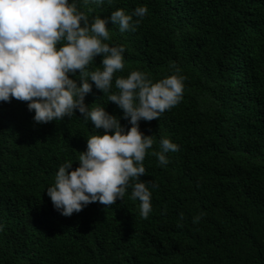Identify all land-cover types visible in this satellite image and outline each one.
Here are the masks:
<instances>
[{"label":"trees","instance_id":"16d2710c","mask_svg":"<svg viewBox=\"0 0 264 264\" xmlns=\"http://www.w3.org/2000/svg\"><path fill=\"white\" fill-rule=\"evenodd\" d=\"M140 4L149 11L135 31L109 21L108 42L126 49L116 75L140 69L158 80L178 67L187 77L178 104L140 122L155 134L153 148L162 136L180 145L166 166L151 149L145 157L140 179L158 185H148L152 211L140 215L129 188L115 204L62 215L46 188L59 165L71 159L77 167L87 137L104 130L78 111L37 123L26 101L0 102V264H264V0H80L79 7L91 19ZM108 95L93 87L85 102L129 128Z\"/></svg>","mask_w":264,"mask_h":264},{"label":"clouds","instance_id":"9594fccd","mask_svg":"<svg viewBox=\"0 0 264 264\" xmlns=\"http://www.w3.org/2000/svg\"><path fill=\"white\" fill-rule=\"evenodd\" d=\"M86 4L88 0H83ZM103 4V0H93ZM80 0H0V102L12 98L26 101L33 120L47 123L71 117L91 121L103 134L87 137V147L79 151L73 168L65 160L46 188L53 206L62 215L71 216L92 202L106 206L123 199L131 188V198L139 200L140 215L152 211L153 181L140 177L146 173V155L158 158L162 166L169 163V152L180 145L167 136L153 148L155 134L141 131L142 120L158 118L183 99L187 77L176 67L171 74L154 80L147 72L134 69L127 76L116 75L125 67L123 44H110L109 21L120 32L135 31L147 15V4L132 12L117 8L110 16L89 18L79 7ZM101 63L91 67L97 55ZM113 81L117 91H112ZM93 87L108 93L128 119L129 128L118 115L106 107L85 102ZM95 105V106H93ZM203 212L193 217L198 222ZM183 213H181V219ZM5 225L0 222V232Z\"/></svg>","mask_w":264,"mask_h":264}]
</instances>
